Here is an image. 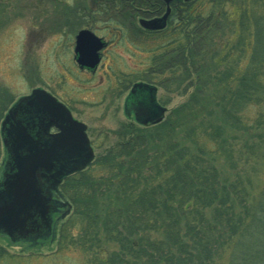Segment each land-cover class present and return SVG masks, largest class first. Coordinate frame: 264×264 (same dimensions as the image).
Instances as JSON below:
<instances>
[{"label":"trees","instance_id":"16d2710c","mask_svg":"<svg viewBox=\"0 0 264 264\" xmlns=\"http://www.w3.org/2000/svg\"><path fill=\"white\" fill-rule=\"evenodd\" d=\"M169 4L141 77L158 66L172 74L165 87L192 90L61 183L72 214L60 240L86 264H264V0ZM118 6L152 17L165 4Z\"/></svg>","mask_w":264,"mask_h":264},{"label":"rangeland","instance_id":"374dc122","mask_svg":"<svg viewBox=\"0 0 264 264\" xmlns=\"http://www.w3.org/2000/svg\"><path fill=\"white\" fill-rule=\"evenodd\" d=\"M83 6L86 9H98L92 0H0V107L4 109L20 95L49 83L54 92L61 94L63 98L70 97L75 103L74 114L87 127L96 159L116 143L117 139L113 135L116 129L129 124L132 119L125 118L122 110L118 109L128 88L122 90L119 96H105L101 100L94 94L98 80H88V77L76 70L71 50L65 45V48L60 46L57 53L59 56H53V45H61V42L57 40V36H50L48 32L53 30L60 33L62 28L59 26V17H63L65 13L79 14L82 12L80 7ZM165 9L164 7L162 15L165 14ZM139 18L152 19L148 15ZM139 18H135L137 29L141 28L137 23ZM41 34L47 35L43 37ZM31 35L37 36L34 42ZM162 42L158 36L149 35L146 36L145 46L136 40L127 49L122 44L114 48L112 54L115 56V63L111 66L114 74L122 77L126 73L135 77L140 73L143 76L148 67L146 51ZM131 63L139 65L130 69L133 67ZM62 74L65 78H62ZM170 77V71L162 72L157 66L151 70L150 80L146 81L157 87V100L166 108L167 114L180 106L192 90V87H188L183 93L176 91L172 85L165 87L164 83L167 84ZM56 81H60L61 88L56 87ZM160 84L164 87L159 86ZM100 88L104 90V86ZM67 200L69 201L68 198ZM56 236L53 245L32 250L18 245L11 246L0 239V245L8 252V256L0 264H86L87 258L81 250L67 248L60 240L59 230Z\"/></svg>","mask_w":264,"mask_h":264},{"label":"water","instance_id":"95a60500","mask_svg":"<svg viewBox=\"0 0 264 264\" xmlns=\"http://www.w3.org/2000/svg\"><path fill=\"white\" fill-rule=\"evenodd\" d=\"M163 1L165 14L151 20L141 19V27L164 28L171 0ZM75 39L76 63L94 67L98 63L97 52L103 45L100 39L84 30ZM136 86L155 93L154 87ZM155 109L153 120L142 123L161 120L165 109L157 104ZM51 127L57 132L49 135ZM84 131L83 123L74 120L61 103L39 88L19 98L8 109L0 125L6 153L0 176V235L11 243L49 237L53 240L57 221L53 223L51 214L66 207L60 216L63 218L69 212V205L53 199L52 194L60 196L57 188L62 179L86 168L94 157Z\"/></svg>","mask_w":264,"mask_h":264},{"label":"flooded vegetation","instance_id":"af4514ba","mask_svg":"<svg viewBox=\"0 0 264 264\" xmlns=\"http://www.w3.org/2000/svg\"><path fill=\"white\" fill-rule=\"evenodd\" d=\"M92 1H94V5H97L98 9L97 8L86 9L83 6L80 7L82 8V12L79 14L78 13H76V15L72 14L73 15L72 16L71 14L65 13L63 17L62 16L59 17L60 18L59 26L60 28H62L60 29V33L53 30L51 32H48L50 36L53 37L57 36L58 37L57 40L61 42V45H57V46L53 45V50H52L53 56L58 55L57 53L59 52L60 46L64 47L65 45L66 48H68V50H71L73 53L72 59L74 60L77 67L76 70L80 74H83L85 77H88V80H92V81L96 79L98 80L97 85L95 86V90H97V92L94 90V94L97 97H100L101 100H104L105 96L106 98L117 95L119 96L122 90L128 88L126 94L122 98L123 101L122 103H120V107L118 109L122 110L125 118L127 119L131 118L132 121L129 122V124L122 125V127H120L119 130L123 132L125 128H127V130L128 128L129 129L138 128L134 126V124L139 126L141 121L147 120L146 118H151L154 114V111H156L155 109L156 104L157 105H161V104L157 100L156 92L154 93L153 96L152 92L151 91L149 92V90L144 86L142 87L136 86L137 84L147 83L145 80H143V77L140 76V73L135 77H131V74L130 76H128V74L126 73H124L122 77H119L116 74H114L111 66L115 63L113 61L115 56L112 54V51L114 48L119 47L121 44L126 45V49H127V47L131 46L132 42L134 43V41L136 40L142 42L143 46H145L144 42L146 39L145 35H147V31L144 30L143 28L137 29L136 28L137 26H135L136 25L135 18H139L141 16L133 17V15L125 14V13L123 14L121 12H118L117 9L119 8L118 6L119 2L128 1V0H101V1L92 0ZM98 1H100L101 4H99ZM110 4L111 7H109ZM100 9H102V12L99 11ZM161 16L162 13H160L159 15H155L154 17L152 16L150 18H159ZM139 20L140 18L137 19L138 24H139ZM83 30L88 31L93 35H95L97 38L100 39V41L103 44L100 50H98L97 52L98 63L95 64L94 67L92 68L86 66H80L76 63L75 60V53H74L75 50L74 48L76 46L75 38L76 35ZM45 35L41 34L40 36L44 37ZM31 37L33 42L34 40L37 39L36 35L34 36L31 35ZM131 37H133V39ZM116 58L118 59V61H120V58L118 57ZM127 61L130 62V60ZM131 65L133 67H130V69H134L137 68L139 64L131 63ZM112 74L114 75L112 76ZM62 78H65L64 74H62ZM56 82H57L56 87H59L60 81H56ZM148 84L153 85L151 83ZM101 86H104L103 91L100 88ZM56 87H54V89H57ZM35 88L43 89L45 92L49 93L57 100V102L61 103L63 106L66 107V109L70 112L71 116L75 120L79 121V118H77L76 115L74 114L75 103L73 102L72 99H70V97L68 98L64 97L65 98L64 99L61 96V94L54 92V90L51 88L49 83L46 86H40ZM33 89H31V91ZM30 92L20 95V97L29 95ZM152 96L154 97L155 101L153 100ZM20 97H17L15 100H13L8 107L5 106L4 109L0 107L1 109L0 125L10 106ZM119 130L116 129L115 133H113L115 137L117 133L121 132ZM55 132H57V130L54 127H51L47 133L49 135H52L55 134ZM85 132L89 140V145L92 148V141H90V138L87 135V127ZM52 195H53V199L58 201H63L60 197H58L57 193L53 192ZM63 212L64 209L61 208L58 210L57 213L51 214L53 223L55 222V220H57V218H60ZM60 222L61 221H59L58 223ZM57 229L58 226L55 229L54 236L57 235ZM51 241L52 240L50 239V237L45 240H41V239H35L32 241L27 240V242H24L25 244L21 246H23V248L25 249H30L32 247L37 248V247H41L42 245L43 246L53 245L54 241L52 242Z\"/></svg>","mask_w":264,"mask_h":264}]
</instances>
